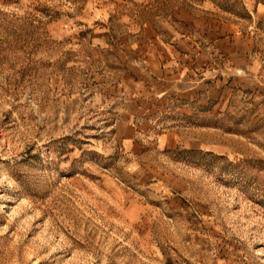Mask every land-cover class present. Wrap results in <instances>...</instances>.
I'll list each match as a JSON object with an SVG mask.
<instances>
[{"label":"rangeland","instance_id":"374dc122","mask_svg":"<svg viewBox=\"0 0 264 264\" xmlns=\"http://www.w3.org/2000/svg\"><path fill=\"white\" fill-rule=\"evenodd\" d=\"M181 8L224 103L129 154V63ZM0 264H264V0H0Z\"/></svg>","mask_w":264,"mask_h":264},{"label":"crops","instance_id":"0c3cea01","mask_svg":"<svg viewBox=\"0 0 264 264\" xmlns=\"http://www.w3.org/2000/svg\"><path fill=\"white\" fill-rule=\"evenodd\" d=\"M199 21L200 19L181 8L176 13L175 21L167 23L171 26L167 38L164 40L162 35L157 34L156 38L150 39L155 43L153 53L143 61L129 63L131 71H128V76L133 83L132 86L135 90L139 88L146 92L136 94L126 104L127 114L119 133L124 138L129 154L135 155L143 149V139L155 137L154 133L149 132L148 126L141 123L153 117L159 118L167 108L171 107L169 111L179 106L186 109L188 106L191 107L194 101L203 106L211 101L220 107L224 103L216 96V90L222 89L221 80L213 78L209 81L210 84H207L205 80L195 79L193 76L196 75L195 71L191 70L194 62L200 65L203 59L201 55H196L194 40L200 30H188L187 27L196 26ZM251 75L246 70L244 73L231 71L229 80L238 85V78L247 81ZM176 136L173 130L163 133L161 136L164 139L163 146L174 147Z\"/></svg>","mask_w":264,"mask_h":264}]
</instances>
